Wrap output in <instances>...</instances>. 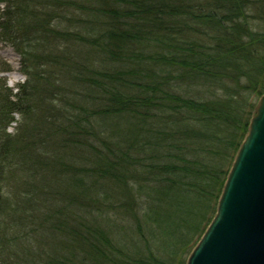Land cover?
Here are the masks:
<instances>
[{"label": "trees", "instance_id": "obj_1", "mask_svg": "<svg viewBox=\"0 0 264 264\" xmlns=\"http://www.w3.org/2000/svg\"><path fill=\"white\" fill-rule=\"evenodd\" d=\"M1 1L0 264H186L264 93V0Z\"/></svg>", "mask_w": 264, "mask_h": 264}, {"label": "water", "instance_id": "obj_2", "mask_svg": "<svg viewBox=\"0 0 264 264\" xmlns=\"http://www.w3.org/2000/svg\"><path fill=\"white\" fill-rule=\"evenodd\" d=\"M186 264H264V94L217 211Z\"/></svg>", "mask_w": 264, "mask_h": 264}, {"label": "rangeland", "instance_id": "obj_3", "mask_svg": "<svg viewBox=\"0 0 264 264\" xmlns=\"http://www.w3.org/2000/svg\"><path fill=\"white\" fill-rule=\"evenodd\" d=\"M2 6L3 3L0 0V7ZM20 66L21 61L18 52L10 43L0 40V77L6 80L7 87H11L14 92L17 91L18 84L25 80V75L20 71ZM255 100H257L258 104V97ZM14 126L16 124H13ZM13 127H11V130L14 129ZM10 264L13 263L11 262Z\"/></svg>", "mask_w": 264, "mask_h": 264}]
</instances>
